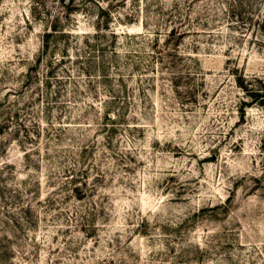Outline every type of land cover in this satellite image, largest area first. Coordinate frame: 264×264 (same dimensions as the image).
I'll return each mask as SVG.
<instances>
[{"label": "rangeland", "instance_id": "374dc122", "mask_svg": "<svg viewBox=\"0 0 264 264\" xmlns=\"http://www.w3.org/2000/svg\"><path fill=\"white\" fill-rule=\"evenodd\" d=\"M239 2L0 0V264H264V0Z\"/></svg>", "mask_w": 264, "mask_h": 264}, {"label": "trees", "instance_id": "16d2710c", "mask_svg": "<svg viewBox=\"0 0 264 264\" xmlns=\"http://www.w3.org/2000/svg\"><path fill=\"white\" fill-rule=\"evenodd\" d=\"M238 2H239V0H238ZM174 5H176V2H174ZM239 5H240V2H239ZM178 6V5H177ZM100 13L102 14V13H104V14H109V9H107V8H105V7H101L100 6ZM101 16V15H100ZM100 22H102L101 21V18H100ZM57 25H54V30L55 31H57ZM57 32H59V31H57ZM57 32H55V33H57ZM174 32H173V28H171L170 30H169V33H168V36H170V35H172ZM184 32L182 31V32H179L178 33V35H180V34H183ZM112 34V33H111ZM46 35H49V32H47L46 33ZM94 36H97L98 38L95 40L94 38L95 37H92V39L91 38H89V37H87V39H86V42H85V44L86 45H88V46H96L97 45V42H100V44H98V45H102V44H105V45H107V33L104 31V32H102V31H100L99 30V32L98 31H96V34H94ZM100 38V39H99ZM95 40V41H94ZM84 42V41H83ZM43 47H44V49L45 48H47V42L43 45ZM104 47L105 46H100L99 47V50L101 51V54H102V52H103V50H104ZM43 52V51H42ZM42 52L40 53V54H42ZM158 53H160V51H158ZM119 56V57H118ZM122 55L117 51V50H114L113 51V53H112V59L115 61V65H118V58H120ZM87 62L89 63V66L90 67H92L91 66V64H90V62H89V59H87ZM99 67H102L104 70H105V62H104V59H102L101 60V62H100V64H99ZM104 76H106V75H104ZM105 78V77H104ZM30 79L29 78H27V80H26V82H30L29 81ZM46 82H48V80H46ZM262 94H258L257 93V95H261V96H263V98H260V102L261 103H264V86H263V88H262V92H261ZM105 118L110 122V123H113V121H114V117L113 116H110V115H108V114H106L105 115ZM0 129H1V126H0ZM112 129V128H111ZM263 147H264V144H263ZM3 255V253H1L0 252V257Z\"/></svg>", "mask_w": 264, "mask_h": 264}]
</instances>
